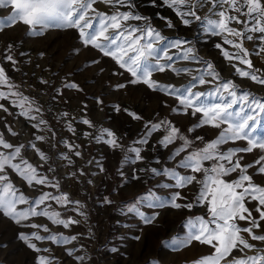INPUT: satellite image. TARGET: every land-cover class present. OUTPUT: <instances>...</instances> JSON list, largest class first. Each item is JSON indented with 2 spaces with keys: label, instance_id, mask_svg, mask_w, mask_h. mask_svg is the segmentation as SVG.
<instances>
[{
  "label": "rangeland",
  "instance_id": "374dc122",
  "mask_svg": "<svg viewBox=\"0 0 264 264\" xmlns=\"http://www.w3.org/2000/svg\"><path fill=\"white\" fill-rule=\"evenodd\" d=\"M134 2L137 5L136 10L150 17V22L162 35L170 40L177 37L191 40L196 46L197 54L205 60H211L222 78L233 80L240 86V92L250 91L256 96L264 97V85L258 84L250 77L236 75L235 69L231 67V64H235L244 70L255 71L257 75H264V52H260L258 47L261 42L257 41L256 46L247 41L244 44L253 66L249 69L239 61L230 62L226 59L221 49H216L214 45L221 43L223 49L230 53L235 49L225 44L222 36L213 37L206 34L201 22L193 21L192 25L184 26L176 12L163 5L162 0H156L157 6H152L151 0ZM209 6L206 5L198 14L204 16ZM95 7L109 13L114 11L101 3H97ZM120 10L128 9L125 7ZM10 14V7H0V18H6ZM160 16L172 20L176 28H165V21L161 20ZM26 31V27L21 23L7 26L0 31V66L5 69L10 82L16 86L12 91H18L28 98L25 108L30 107V115L37 119L31 120L27 116H21L20 108L13 106L10 101L0 100L8 109L5 112L0 108V134L14 146L34 143L36 149L42 151L47 159H42L39 152L31 147L22 149V157L37 168L38 176H47L49 179L54 177L59 187L30 186L11 169L7 171V175L18 189V193L22 192L29 198L37 197L39 190H42L54 195L66 194L69 200L79 201V204L67 206L74 209L70 211L55 201L45 203L50 205V210L61 213L58 218L70 217L80 223L64 228L52 223L47 217H31L26 223L42 226L34 229L17 225L0 213V264H39L40 256L50 258L51 264H196L205 255L214 254V249L210 246L195 241L182 247L170 245L173 238L183 240L187 236L188 218H208L207 209L202 205L189 210L174 208L170 203L178 191L186 199L178 198L176 202L187 203L193 200L199 185L178 189L173 178L163 174L141 172L140 169L155 167L163 173V169L167 167L174 168L181 175L191 174L190 170L177 166L179 160L188 151L203 147L204 143L214 139L218 130L203 126L195 133H189V127L198 122L200 114L192 117L182 111L174 113L172 108H181L176 96L154 92L143 83L129 84L128 81L132 79L130 73L120 69L112 58L104 57L91 46L84 47L76 30L49 29L43 36H29ZM176 51L171 49L170 54ZM9 54L17 61L15 66L5 59ZM94 60L99 61V64H92L91 61ZM173 65L190 67L193 69V75L196 74V69L201 67L195 62H185L178 58L174 59ZM100 69H103V72ZM152 78L160 83L181 88L191 76H177L166 69L164 73H153ZM41 80H47L48 84L40 83ZM69 83H75L79 88H65ZM118 83L126 84V88L117 89L115 85ZM211 86H198L194 91H206ZM0 90L8 91V88L6 85H0ZM98 98L102 104L98 103ZM36 108L40 111L36 112ZM117 108L120 110L117 111ZM125 108L142 119H133L129 112L123 111ZM63 113L68 115L63 116ZM39 119L45 120L47 124L34 126L38 125ZM82 119H88L91 124L80 123ZM160 120L171 121L180 129V133L189 139L194 140L195 136H202L203 143L195 142L192 148L181 153L175 160H169L168 157L181 141L177 140L167 148L160 145L159 140L166 134L163 128L149 137L148 145L134 143L145 134L146 122L157 123ZM69 123L74 131L68 130ZM9 129L17 135L13 136ZM103 129L110 130L115 136L108 137L106 132L102 133ZM101 134L105 141L114 138L122 147L114 148L105 142L97 143L95 137ZM253 134L257 138L264 137V115ZM37 135H43L45 140L36 141ZM137 147L141 148V155L145 159L134 162L131 149ZM0 151L9 150L0 146ZM76 151L81 153L79 157L75 155ZM62 154L68 156L72 163L61 159ZM255 158L252 153L244 154L245 162H252ZM49 166L55 171L49 172ZM100 166L104 171L99 170ZM205 166H209V162H205ZM235 178V175L231 177ZM255 180L264 183L259 176L255 177ZM106 197L111 200V204L104 203ZM154 197L159 199L155 200ZM149 203H163L165 207L152 208L147 206ZM247 203L254 206L253 201L249 200ZM132 206L138 208L145 216L151 217L158 213L157 219L154 223L146 225L136 212L127 211ZM23 207L25 205H18V208ZM80 211L86 213V219L79 214ZM43 226L48 227L49 232H44ZM33 231L44 236L75 235L77 239L69 244H55L52 241H37L33 238L29 243H35L42 250L48 249L47 252H36L18 238L21 232L30 234ZM113 248L117 251L113 252ZM68 249H75L71 256L67 254ZM253 254L250 250H245L244 253L234 250L235 258ZM77 256L83 257V261L77 260Z\"/></svg>",
  "mask_w": 264,
  "mask_h": 264
},
{
  "label": "snow or ice",
  "instance_id": "6c2138e0",
  "mask_svg": "<svg viewBox=\"0 0 264 264\" xmlns=\"http://www.w3.org/2000/svg\"><path fill=\"white\" fill-rule=\"evenodd\" d=\"M97 3L114 11L111 13L101 11L95 7ZM162 3L176 12L184 26L192 25L193 21L201 22L206 34L213 37L222 36L224 43L231 45L235 51L230 53L224 50L221 43H216L214 47L221 49L222 55L230 62L239 61L252 69V62L248 59V49L244 46L246 41L252 42L254 46L257 45V41L261 42L258 47L260 52H264V0H162ZM151 5L157 6L156 0H151ZM206 5H210L207 13L204 16L199 15L198 12ZM0 7H10L11 12L6 18H0V31L17 23L26 27V34L29 36H43L49 29L76 30L78 39L84 47L91 46L104 57L112 58L120 69L130 73L132 79L128 81L129 84L143 83L154 92L176 96L181 108H172L171 111L174 113L182 111L183 114H190L192 117L200 114L198 122L189 127V133H195L203 126H211L218 130L214 139L204 143L203 147L188 151L179 160L177 166L190 170L191 174L181 175L174 168L167 167L163 169V173L155 167L143 168L140 171L171 177L176 181L178 189L199 185L198 193L193 200L187 203L176 202L178 198L186 199L178 191L173 195L170 203L174 208L189 210L202 205L207 209L208 218L204 216L188 218L187 236L183 240L173 238L170 242L171 246L182 247L191 245L195 241L214 249V254L205 255L196 264H221V261L223 264H264V183L255 180L257 176L264 180V137L257 138L253 134V130L264 115V97L256 96L250 91L240 92V86L233 80L222 78L211 60H205L197 54L196 46L191 40L180 37L170 40L162 35V32L152 25L150 17L136 10L137 5L134 0H0ZM125 7L128 10H120ZM159 18L165 21V28H176L172 20L163 16ZM233 23L235 26H230ZM185 45L187 47H184ZM171 49L177 51L170 54ZM175 58L185 62H195L201 67L196 69V74L193 75V69L190 67L174 66ZM5 59L14 66L17 63L10 54L6 55ZM91 63L98 65L99 61L94 60ZM231 67L235 69L236 75L250 77L258 84L264 85V75H257L255 71L244 70L235 64H231ZM166 69L177 76L188 74L191 79L186 85L177 88L152 78L153 73H164ZM100 71L103 72V69ZM118 74L123 75V73ZM40 83L47 85L48 81L41 80ZM0 85H6L8 88V91L0 90V100L10 101L13 106L20 108L21 116H27L31 120L37 119L30 115L32 111L30 107L25 108L28 98L18 91H12L16 86L10 82L2 66H0ZM203 85L212 86L206 91H194L198 86ZM64 87L79 88L75 83L66 84ZM115 87L125 89L126 84L118 83ZM212 97L216 99L212 100ZM98 103L102 104L99 98ZM0 108L5 112L8 111L2 103ZM119 110L117 108V111ZM35 111L39 112L40 109L36 108ZM123 111L129 112L127 108ZM129 115L137 121L142 119L134 112H129ZM80 123L91 124L88 119H82ZM46 124L45 120L39 119L38 125L34 126ZM144 128L145 134L134 143L148 145L149 137L161 128L166 134L159 140L160 145L167 148L175 141H181V144L169 155V160H175L181 153L192 148L195 142L203 143L204 139L202 136H195L194 140L187 138L169 120H160L157 123L148 121L144 124ZM68 130L74 131L71 123L68 124ZM9 131L11 132V129ZM103 132H106L108 137L115 136L108 129H103ZM11 134L17 135L15 132ZM85 135L89 134L85 133ZM35 140L44 141L45 137L37 135ZM95 140L97 143L105 142L114 148L122 147L114 138L105 141L102 134L97 135ZM229 144L234 146L229 147ZM0 146L9 150L0 151V213L17 225L34 229L42 226L26 223L31 217H47L52 223L62 225L64 228L80 223L70 217L58 218L61 217V213L50 210V205L45 203L50 200L55 201L70 211L74 209H69L67 206L79 204V201L69 200L66 194L54 195L52 192L42 190H39L40 194L37 197L29 198L22 192L18 193V189L10 181L7 175L9 169L18 173L30 186L59 187L54 177L49 179L47 176H38L37 168L22 157V149L27 150L28 147L36 149L34 143L14 146L0 134ZM36 150L42 159H47L42 151ZM131 151L134 153V162L145 159L141 155V148H133ZM247 153L254 154L256 158L252 162H245L244 154ZM75 155L79 157L81 153L76 151ZM61 159L67 160L69 164L72 163L66 155L62 154ZM205 162H209V166H205ZM99 170L104 171L102 166ZM48 171L55 170L49 166ZM233 175L236 176L235 179H231ZM154 199L159 198L154 197ZM249 200L254 202V206L248 205ZM104 203L111 204V200L106 197ZM18 205L25 207L18 208ZM147 206L165 207L163 203H149ZM127 211L136 212L146 225L154 223L158 216V213L151 217L145 216L135 206L129 207ZM79 214L86 219V213L80 211ZM43 231L49 232L48 227L43 226ZM18 238L36 252H47L48 249L42 250L35 243H29L33 238L37 241H52L55 244H69L77 239L75 235L44 236L37 231L30 234L21 232ZM234 250L241 253L252 250L254 254L235 258ZM74 251L75 249H68L67 254L71 256ZM112 251L116 252L117 249L113 248ZM76 259L83 261L84 258L77 256ZM38 260L39 264H51V259L45 256H40Z\"/></svg>",
  "mask_w": 264,
  "mask_h": 264
},
{
  "label": "bare ground",
  "instance_id": "6f19581e",
  "mask_svg": "<svg viewBox=\"0 0 264 264\" xmlns=\"http://www.w3.org/2000/svg\"><path fill=\"white\" fill-rule=\"evenodd\" d=\"M183 36V35H182ZM186 37H187V35H186ZM250 251H252V250H250ZM254 253V252H253Z\"/></svg>",
  "mask_w": 264,
  "mask_h": 264
}]
</instances>
